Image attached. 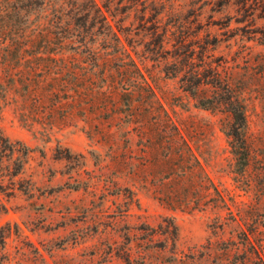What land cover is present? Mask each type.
Listing matches in <instances>:
<instances>
[{"label": "rangeland", "instance_id": "rangeland-1", "mask_svg": "<svg viewBox=\"0 0 264 264\" xmlns=\"http://www.w3.org/2000/svg\"><path fill=\"white\" fill-rule=\"evenodd\" d=\"M240 2L45 0L40 23L62 18L75 50L85 38L104 56L130 54L224 203L211 187L204 195L202 177L186 195L191 207L161 203L155 194L168 180L154 176L145 143L126 133L125 120L103 113L91 127L29 126L14 111V94H0V264H264V44L254 33L264 20L247 17ZM180 34L199 42L196 50L207 36L216 40L208 55L237 68L247 89L244 176L227 116L198 108L165 73Z\"/></svg>", "mask_w": 264, "mask_h": 264}, {"label": "trees", "instance_id": "trees-1", "mask_svg": "<svg viewBox=\"0 0 264 264\" xmlns=\"http://www.w3.org/2000/svg\"><path fill=\"white\" fill-rule=\"evenodd\" d=\"M240 5L247 17L264 20V0H241ZM44 6L45 0H0V40L4 38L8 43L6 59L0 63V94H14L12 105L20 121L29 126L46 121L66 126L81 120L91 127L96 121L93 117L103 113L111 115L110 121L125 120L126 133L145 143L154 176L168 180L155 194L161 203L191 207L192 201L186 195L200 177L207 181L198 185L204 195L211 187L224 203L130 54L119 56L114 52L104 56L87 47L85 38L77 41L80 52L75 50L70 45L77 36L68 32L69 25L61 28L57 24L62 18L53 15L54 19L40 23ZM31 15L35 16L33 22ZM254 33L264 44V29ZM116 39L120 43V38ZM172 42L173 61L165 73L178 78L180 88L198 108L227 116L225 135L239 175L244 176L251 160L248 98L246 87L238 80L237 68L208 55L213 50L209 47L216 44L208 36L199 50L193 47L199 42L190 41L185 34ZM206 202L195 203V207L205 206Z\"/></svg>", "mask_w": 264, "mask_h": 264}]
</instances>
